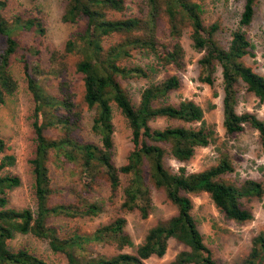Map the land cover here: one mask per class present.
I'll return each instance as SVG.
<instances>
[{
    "label": "trees",
    "instance_id": "1",
    "mask_svg": "<svg viewBox=\"0 0 264 264\" xmlns=\"http://www.w3.org/2000/svg\"><path fill=\"white\" fill-rule=\"evenodd\" d=\"M255 2L244 0L239 24L231 32L228 46L223 47L214 39L218 24L205 27L201 19V5L192 0H147V10L143 15L124 18L111 17L123 10L124 0L67 1L63 21L73 23L84 18L86 25L82 31L66 40L63 53L80 56L75 63V71L82 75L84 103L96 109L91 130L99 136L100 143L81 141L74 134L81 124L82 112L69 82L60 78L64 70L63 58L66 56L60 57L61 52H53L48 70L59 78V96L43 90L38 76L44 73V69L38 63L30 64V60L23 56L27 87L34 100L32 127L35 151L30 164L36 209L9 206L7 190L19 186L21 179L5 172L6 168L15 164L16 157L6 152L5 141L0 137V264H49L24 249L12 251L7 241L18 233H32L47 238L54 252L65 255L67 264H145L144 260L152 255L162 256L171 238L182 242L188 249L180 251L168 264H226L214 259L205 245L191 214L192 201L187 194L208 193L219 211L241 222L251 219L252 213L241 206L240 198H261L264 194L263 184L253 179H246L240 185L222 180L225 173L233 170L230 160L225 156L216 165L198 172H187L184 167H180L178 172H170L164 165L165 145H168L174 158L185 161L194 154L196 147L209 144L213 130L204 122L203 109L191 99H182L177 104L169 101L170 93L180 86L176 75L151 81L141 91L136 105L119 79L147 75L143 67L123 63V60L132 56L134 50L152 53L157 57V64H180L183 54L181 44L176 40L172 49L166 50L158 41V21L163 14L168 33L175 39L180 37L182 26L187 23L191 28L193 46L203 52L199 59L200 81L212 85L216 66L221 67L225 130L228 133L239 132L248 124L259 132L264 145V122L249 112L238 113L235 109L239 82L244 83L247 91L264 102V76L241 60L245 55H251L253 48L245 28L253 19ZM5 7L6 0H0V36L4 39V47L0 51V104L17 88L10 71V59L20 47L16 36L29 31L41 35L45 31L37 18H6L2 14ZM115 34L122 38L105 47L104 38ZM27 52L35 56L39 51L30 47ZM111 102L120 109L131 129L133 147L127 163L120 168L112 161L114 127ZM156 119L182 124L152 127L150 122ZM197 122L200 123L197 127L183 125ZM49 128H56L59 135L47 136L45 130ZM50 152L80 166L83 187L86 189L95 182L100 172L107 176L112 190L119 185V173L131 174L122 207L126 210L137 209L142 218L147 217L152 207L143 171V166L147 165L152 184L164 190L167 199L176 206L177 213L152 226L134 254L87 256V245L92 242L112 241L117 247L130 245L132 241L124 231L126 219L119 216L91 234L60 237L56 229L48 225V217L96 214L99 207L86 200L75 204L48 205V198L53 192L47 165ZM242 264H264L263 233L253 238L252 247Z\"/></svg>",
    "mask_w": 264,
    "mask_h": 264
},
{
    "label": "rangeland",
    "instance_id": "2",
    "mask_svg": "<svg viewBox=\"0 0 264 264\" xmlns=\"http://www.w3.org/2000/svg\"><path fill=\"white\" fill-rule=\"evenodd\" d=\"M68 0H6V7L2 14L11 19L13 16L22 18L34 17L41 21L45 31L38 35L29 31L19 33L16 37L20 47L10 59V71L17 82L16 90L0 104V137L6 144V152L14 154L16 162L6 168L5 172L17 175L21 184L7 190L9 206L15 209L29 207L36 209L34 195V178L30 159L34 155L35 141L32 127L34 100L28 90L24 73L23 56L30 60V64L38 63L44 69L39 75V82L46 93L59 96V78L49 73L50 59L53 52H61L64 70L60 78L67 80L74 93V99L79 103L82 112L81 124L74 133L81 141L100 143V138L91 130L96 109L88 107L83 101L82 75L75 71V63L80 59L77 54H64L66 40L74 33L85 28L86 20L81 18L76 22L63 21L62 15ZM201 5V19L205 27L213 23L218 24L214 39L223 47H227L231 32L237 28L244 0H192ZM147 10V0H124V8L111 17L121 18L141 16ZM179 38H172L168 33L166 17L161 14L158 21L157 37L160 44L171 50L176 40L182 46L183 54L180 64H157V57L145 51H132V56L123 63L130 66H141L146 69V76H132L119 81L136 105L141 91L151 81H160L171 75L180 80L178 89L170 93L169 101L177 104L182 99H191L203 109L205 124L213 130L207 146L196 147L194 154L185 161L174 158L165 145L166 154L164 165L170 172H178L184 167L187 172H198L216 165L222 157H227L233 167L231 172L225 173L222 180L240 185L246 179L261 182L264 186V145L259 132L244 125L239 132L228 133L223 126L222 109V77L221 67L216 66L213 73L212 85L200 81L201 66L199 59L203 52L193 46L190 38L189 24H183ZM264 0H256L255 12L251 23L245 28L246 36L253 44L251 55L242 57L245 65L264 76ZM118 34L107 36L103 40L105 47L119 41ZM4 47V39L0 36V51ZM30 47L38 49L35 56L29 55ZM27 49V50H26ZM113 113V155L112 161L118 168L127 163L132 150L131 129L127 119L114 102H111ZM235 109L238 113L249 112L264 122V102L253 93L246 90L244 83L237 85V102ZM152 127L182 124L177 121L156 119L150 122ZM200 123H184L185 126L197 127ZM47 136L56 137V128L45 130ZM50 186L53 190L48 198V205L58 203L75 204L86 200L96 204L99 211L96 214L84 216H50L48 225L54 227L60 237L72 234H91L95 229L110 223L115 218L123 216L126 219L124 231L129 235L132 243L117 247L115 242H92L87 245V256H111L117 253L134 254L138 245L143 241L148 230L157 222L166 220L177 213L176 206L171 203L162 188L155 187L149 179L147 165L143 166L144 179L149 186L152 207L147 217L142 218L137 209L126 210L122 207L131 174L119 173V185L111 189L107 176L100 172L95 182L84 188L81 168L71 162L49 153L47 162ZM192 201L191 214L197 228L202 234L205 245L212 256L219 262L226 264H242L248 255L253 238L259 233L264 234V194L261 198L242 197L240 204L251 211L252 218L246 221H235L225 216L215 206L206 192H191L187 194ZM12 251L24 249L29 253L45 260L49 264H67L65 255L54 252L47 238L35 236L32 233L16 234L7 241ZM188 247L177 239L168 241L165 253L158 257L150 256L144 260L145 264H168L182 250ZM80 254V253H79Z\"/></svg>",
    "mask_w": 264,
    "mask_h": 264
}]
</instances>
